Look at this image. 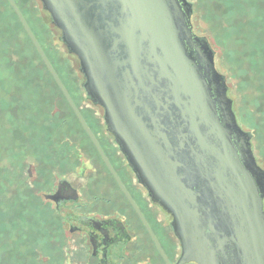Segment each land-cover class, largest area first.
<instances>
[{"label":"water","instance_id":"95a60500","mask_svg":"<svg viewBox=\"0 0 264 264\" xmlns=\"http://www.w3.org/2000/svg\"><path fill=\"white\" fill-rule=\"evenodd\" d=\"M6 1L110 168L15 1ZM37 1L77 58L86 98L103 110L138 183L172 218L179 263L264 264V170L251 134L237 125L213 50L192 30L191 4Z\"/></svg>","mask_w":264,"mask_h":264},{"label":"rangeland","instance_id":"374dc122","mask_svg":"<svg viewBox=\"0 0 264 264\" xmlns=\"http://www.w3.org/2000/svg\"><path fill=\"white\" fill-rule=\"evenodd\" d=\"M14 1L73 102L96 115H86V120L98 131L103 112L88 107L78 60L59 42L60 31L39 1ZM187 1L192 6V30L213 50L214 67L225 78L237 125L251 134L253 156L264 170V0ZM84 136L0 0V264H56V260L63 264L62 249L55 241L62 238L61 230L50 211L44 215L38 196V161L45 155L50 163L45 153L53 150L51 137L55 148L67 138L84 153ZM80 160L90 168L85 157ZM79 172L78 165L68 179L73 181Z\"/></svg>","mask_w":264,"mask_h":264},{"label":"flooded vegetation","instance_id":"af4514ba","mask_svg":"<svg viewBox=\"0 0 264 264\" xmlns=\"http://www.w3.org/2000/svg\"><path fill=\"white\" fill-rule=\"evenodd\" d=\"M82 91L88 107L101 109L87 100L83 87ZM74 105L110 168L68 105L85 134L86 150L80 152L74 141L67 138L64 144L55 148L51 137L53 150L45 153L46 157L49 154L50 163L43 159L45 155L42 159L39 157L37 176L42 212L50 211L51 218L61 230L62 238L55 240L62 249L63 259L58 254L59 263L195 264L179 263L181 246L171 227L172 218L151 201L147 191L138 183L114 138L106 130L103 113L102 125L97 131L86 120V115L92 114L91 110L84 112ZM83 157L90 168L83 167L80 160ZM78 165L79 176L70 181L68 177ZM27 174L31 177L30 169ZM72 192L75 193L74 199Z\"/></svg>","mask_w":264,"mask_h":264},{"label":"trees","instance_id":"16d2710c","mask_svg":"<svg viewBox=\"0 0 264 264\" xmlns=\"http://www.w3.org/2000/svg\"><path fill=\"white\" fill-rule=\"evenodd\" d=\"M4 1V3H5V5L7 6V8L10 10V12H11V14H12V16L14 17V19L16 20V23L18 24V26H19V28L22 30V32L24 33V35H25V37H26V39H27V41H28V43L30 44V46L33 48V50L36 52V50L34 49V47H33V45L31 44V42L29 41V39H28V37L26 36V34H25V32H24V30L22 29V27H21V25H20V23H19V21H18V19H17V17H16V15L14 14V12H13V10L11 9V7L9 6V4H8V2L6 1V0H3ZM16 2V1H15ZM16 4H17V6L19 7V4H18V2H16ZM20 8V7H19ZM31 31L33 32V34L35 35V33H34V31L31 29ZM36 36V35H35ZM36 54H37V52H36ZM37 56H38V54H37ZM38 59L40 60V62L42 63V61H41V59H40V57L38 56ZM42 65H43V63H42ZM43 67H44V69H45V71L48 73V71L46 70V68H45V66L43 65ZM55 70V69H54ZM56 72V71H55ZM48 75H49V73H48ZM50 76V75H49ZM59 77V76H58ZM51 78V77H50ZM52 79V78H51ZM53 81V80H52ZM54 82V81H53ZM63 83V82H62ZM55 84V83H54ZM64 85V84H63ZM56 86V85H55ZM56 89H58L57 88V86H56Z\"/></svg>","mask_w":264,"mask_h":264}]
</instances>
